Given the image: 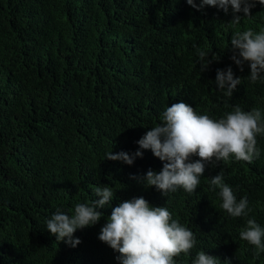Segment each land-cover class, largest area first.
Instances as JSON below:
<instances>
[{"label":"trees","instance_id":"16d2710c","mask_svg":"<svg viewBox=\"0 0 264 264\" xmlns=\"http://www.w3.org/2000/svg\"><path fill=\"white\" fill-rule=\"evenodd\" d=\"M250 13L233 25L231 7L198 11L186 0H0V264H119L99 231L113 207L139 197L193 231L195 246L176 264L198 251L221 264H264V252L239 237L250 218L264 227V135L253 163L206 166L194 193L166 196L144 186L163 162L136 143L177 102L213 119L236 105L264 117V81L251 83L247 63L240 71L230 59L236 30H264V5ZM198 49L211 61L203 72ZM228 66L241 77L232 97L215 85ZM138 149L131 165L105 158ZM221 170L237 200L247 197L248 216L221 209L219 189L210 190ZM105 185L114 197L101 219L75 231L76 247L56 242L46 220L99 199L95 188Z\"/></svg>","mask_w":264,"mask_h":264},{"label":"clouds","instance_id":"9594fccd","mask_svg":"<svg viewBox=\"0 0 264 264\" xmlns=\"http://www.w3.org/2000/svg\"><path fill=\"white\" fill-rule=\"evenodd\" d=\"M264 5V0H194L186 3L196 10L205 5L216 7L225 14L231 7L233 25H238L243 17H250V10L256 3ZM232 55L230 59L243 71L247 63L250 71L247 76L251 83L264 81V30H236L230 39ZM209 52L197 50L200 72L207 70L211 63L207 59ZM241 77H235L231 66L217 69L216 90L232 97ZM162 123L147 131L136 143L139 149L151 150L154 157L163 162L157 173L148 169L141 178L144 186L155 187L166 196L177 189L194 193L200 184V178L206 166L216 167L219 162L244 161L248 164L259 157L257 136L264 135V117L261 110L253 108L244 111L239 105L218 119L206 114H197L195 109L185 102L173 103L161 113ZM133 154L124 151L106 154V159L122 161L131 165L142 152ZM198 157L195 161L191 158ZM136 177H133L135 179ZM219 189L218 197L222 201L221 209L233 217L248 216L251 209L247 197L237 200L232 188L224 182L223 171L210 178V190ZM99 199L89 203H78L73 214L59 209L46 220V229L54 235L56 242L63 241L70 247H76L81 241L74 238L77 229L96 224L104 215L99 209L110 206L114 197L109 185L95 188ZM241 240L254 246L256 255L264 252V227L254 219H248L246 226L239 232ZM98 239L118 252L119 264H176L175 257L189 254L196 244L192 230L173 219L172 213L164 206L153 207L143 197L120 202L111 209L107 222L100 228ZM191 264H221L215 257L198 251Z\"/></svg>","mask_w":264,"mask_h":264}]
</instances>
